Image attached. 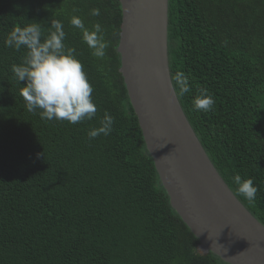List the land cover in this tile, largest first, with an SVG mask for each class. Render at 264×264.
<instances>
[{"label": "trees", "instance_id": "16d2710c", "mask_svg": "<svg viewBox=\"0 0 264 264\" xmlns=\"http://www.w3.org/2000/svg\"><path fill=\"white\" fill-rule=\"evenodd\" d=\"M73 16L90 31L101 25L104 57L92 55ZM122 17L121 0H0V264H227L200 248L160 181L120 71ZM55 19L93 86L90 121L27 111L12 71L26 50L5 46L8 34L38 22L47 35ZM168 52L173 86L178 72L189 81L177 96L193 130L264 225V0H169ZM201 89L211 111L193 108ZM106 113L111 133L90 140ZM235 175L253 181V202Z\"/></svg>", "mask_w": 264, "mask_h": 264}, {"label": "water", "instance_id": "95a60500", "mask_svg": "<svg viewBox=\"0 0 264 264\" xmlns=\"http://www.w3.org/2000/svg\"><path fill=\"white\" fill-rule=\"evenodd\" d=\"M121 73L170 204L200 248L227 264H264V225L222 178L173 86L169 0H121Z\"/></svg>", "mask_w": 264, "mask_h": 264}, {"label": "clouds", "instance_id": "9594fccd", "mask_svg": "<svg viewBox=\"0 0 264 264\" xmlns=\"http://www.w3.org/2000/svg\"><path fill=\"white\" fill-rule=\"evenodd\" d=\"M92 16H99L98 8L91 9ZM70 24L80 29L83 41L97 58L105 56L108 43L104 40L103 29L99 23L93 30L85 27L83 20L77 16L70 18ZM50 31L44 35L40 23L33 22L24 27L14 28L4 40L7 47L26 53L19 65H13L12 71L18 82H25L21 95L27 111L38 112L41 119L67 121L78 124L84 120H92L97 115V106L93 100V86L88 80L84 66L75 56V50L64 43L66 33L61 20L50 22ZM174 88L177 95L183 96L191 91L188 78L182 72L175 75ZM215 100L207 89L193 99L196 111H211ZM114 120L105 114L100 126L88 131V138L95 139L108 136L112 131ZM237 191L249 202H253L258 191L251 179H242L240 175L233 177Z\"/></svg>", "mask_w": 264, "mask_h": 264}]
</instances>
